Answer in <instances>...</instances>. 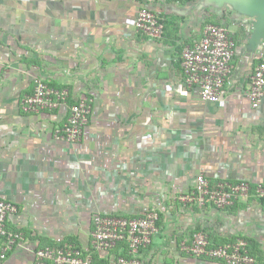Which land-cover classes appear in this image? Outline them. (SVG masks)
I'll return each instance as SVG.
<instances>
[{
  "label": "crops",
  "instance_id": "crops-1",
  "mask_svg": "<svg viewBox=\"0 0 264 264\" xmlns=\"http://www.w3.org/2000/svg\"><path fill=\"white\" fill-rule=\"evenodd\" d=\"M148 7L165 19L154 40L135 31ZM255 16L229 0H0V199L19 213L9 226L33 246L74 242L88 249L96 213L136 217L160 211V231L143 264H224L181 249L204 231L216 245L246 238L264 264V201L185 207L176 198L203 174L211 181L264 185V99L247 97L264 61ZM207 24L237 41L219 103L185 83L182 53ZM37 79L92 101L80 142L58 141L66 107L26 114L21 100ZM96 264H108L96 255ZM0 264H37L22 249Z\"/></svg>",
  "mask_w": 264,
  "mask_h": 264
},
{
  "label": "built area",
  "instance_id": "built-area-1",
  "mask_svg": "<svg viewBox=\"0 0 264 264\" xmlns=\"http://www.w3.org/2000/svg\"><path fill=\"white\" fill-rule=\"evenodd\" d=\"M138 34L161 40L165 34V19L148 7L140 8L134 23ZM237 41L221 24H207L201 39L182 53V69L185 83L196 88L204 102L219 103L225 84L233 69ZM247 97L254 108L264 99V61L253 70L249 79ZM70 92L37 79L34 91L21 100L24 113L34 115L53 112L66 107L67 121L54 131L58 141L77 143L85 135L92 101L82 98L69 103ZM264 201V185L249 181H211L201 174L196 178L193 190L179 194L176 200L185 207H213L226 210L243 201ZM19 207L11 201L0 199V258L6 259L10 252L22 249L30 252L37 264H96V255L108 264H143L142 251L148 249L160 231V211H147L136 217L94 214L92 218L91 245L88 249L74 242L33 246L23 231L9 226L10 218L19 213ZM182 251L198 259L218 261L224 264H257L246 238H237L216 245L207 232H196L181 245Z\"/></svg>",
  "mask_w": 264,
  "mask_h": 264
},
{
  "label": "water",
  "instance_id": "water-1",
  "mask_svg": "<svg viewBox=\"0 0 264 264\" xmlns=\"http://www.w3.org/2000/svg\"><path fill=\"white\" fill-rule=\"evenodd\" d=\"M229 2L235 4L241 11L257 18L255 41L264 37V0H229Z\"/></svg>",
  "mask_w": 264,
  "mask_h": 264
}]
</instances>
